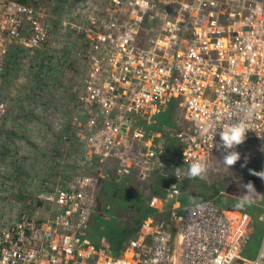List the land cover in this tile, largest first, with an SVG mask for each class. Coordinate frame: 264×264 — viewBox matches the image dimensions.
Returning <instances> with one entry per match:
<instances>
[{
	"label": "built area",
	"instance_id": "2783aa9c",
	"mask_svg": "<svg viewBox=\"0 0 264 264\" xmlns=\"http://www.w3.org/2000/svg\"><path fill=\"white\" fill-rule=\"evenodd\" d=\"M47 16L41 4L0 0V79L9 45L32 52L47 44ZM69 19L75 22L58 30L69 56H51L53 97L26 124L43 162L34 170L33 209L0 218V264H264V227L255 257L242 258L250 215L209 199L183 207L176 184L149 198L155 217L142 220L114 255L83 236L103 176H75L90 172L95 158L142 175L165 167L152 163L142 122L170 101L188 125L177 135L185 161L204 163L218 132L243 119L264 164V0H77ZM11 102L0 96V136ZM26 143H17L16 157L33 166L31 153L21 154ZM258 219L264 223V212Z\"/></svg>",
	"mask_w": 264,
	"mask_h": 264
},
{
	"label": "rangeland",
	"instance_id": "374dc122",
	"mask_svg": "<svg viewBox=\"0 0 264 264\" xmlns=\"http://www.w3.org/2000/svg\"><path fill=\"white\" fill-rule=\"evenodd\" d=\"M76 1L29 0V3L41 4L45 13L48 15V23L52 27V33L47 44L40 50H33L32 52L24 51L25 54L22 56V64L17 75L5 83L3 94L6 96L10 95V98H12L11 103L21 102L24 94L20 93H25L29 89V85L31 84V80L28 78L29 68L37 64L36 52H46L44 54L49 56L57 52L69 56V52L64 51L65 49L62 47L63 39L58 33V30L63 26V23L73 24L75 22L69 19V15L72 8L75 7ZM70 30L67 37L77 46L80 39L79 34L74 29ZM60 83L63 82L60 81ZM65 83H69V80L65 79ZM61 86L59 84V87ZM63 89H66V86ZM151 123H154V127L151 129L148 121L144 123L148 125L146 129L147 136L152 137L159 145L161 144L160 141L163 142V145L161 144L160 147L157 144L155 145L159 151L160 149H164L165 152L162 151V153H166V159L177 158L175 152H173V150L177 151L175 148L178 146L177 135L187 130L188 125L184 122L182 110L176 105V102L173 101L158 117L150 119ZM16 147L7 145L3 137L0 136V155L2 154L3 156H0V218L8 220L14 219L20 210H26L27 213H31L33 209L31 205L32 195L37 191L34 184L37 178L34 168L32 164L30 165L25 161L22 155H20L21 158L17 157V159L18 164L24 167L26 170L25 173L28 176L26 180L23 178L25 181V184H23L25 185L24 191L22 192L20 190L18 181H10L4 173L7 172L4 169L6 166L3 161L5 158L4 154L9 150L15 152ZM171 148L172 151L167 152V149L169 150ZM234 150L240 154V159L229 169L222 165L225 154L224 150L218 148L212 150L204 162L207 169L204 179L186 178L185 172L190 163L185 160H179L177 163H172L171 166L165 159L167 166L155 171L151 174L152 177L147 178H144L137 168H130L132 171L129 172V175H124L125 170H128L130 166L124 165V167H120L116 164L115 160L110 161L109 167H107V175L99 171L100 168L98 165H93L90 172L77 169L75 176L90 173L95 177L97 176L94 175L95 172H100V175L103 176L102 179L100 177L97 178L95 206L90 215L87 228L83 231V236L92 244L106 247L111 252L114 249L115 254L120 255L131 237V234H128L124 226L132 224L135 226L143 213H150L152 211L146 199L150 185L152 183L154 184L156 194H158L165 190L169 184H176L181 191L183 207L207 197L211 200L221 201L225 205L224 207L228 209L237 211L244 210L254 213L255 216L250 225V241L240 253L242 258H254L261 241L264 227V223L258 219L264 212V197L256 198L254 203L247 204L243 208L237 207V204L241 196L246 194L247 190L244 185L248 184V182L253 183L257 193L264 195V179L253 174L264 172L263 156L261 148L247 137ZM23 152L27 153V159L28 155H30L29 150L25 151V149L22 150L21 148V154ZM126 154L125 151H121L120 153L122 157H125ZM29 158L32 160L34 156H29ZM38 164H40L39 168L41 169L43 162L38 161ZM173 164L176 166L180 165V168L182 167L178 178L176 176L177 168ZM138 192L141 194L139 195ZM258 205L261 206L260 215H258Z\"/></svg>",
	"mask_w": 264,
	"mask_h": 264
},
{
	"label": "trees",
	"instance_id": "16d2710c",
	"mask_svg": "<svg viewBox=\"0 0 264 264\" xmlns=\"http://www.w3.org/2000/svg\"><path fill=\"white\" fill-rule=\"evenodd\" d=\"M21 3L24 4H28L29 0H18ZM26 51L23 47H21L20 45L17 44H11L8 46L6 54H5V59H4V71H3V75L0 79V96L4 95L3 94V88L5 83L7 82V80H9L12 77H15L20 69V66L22 64V56L25 54ZM44 53L46 52H36V61L37 64L35 66H31L29 68V76L31 79V84L29 85V89L25 91L24 93V98L21 102H16V103H12L11 104V108H10V113H9V119L12 120V128L8 130V128L4 129V131L2 132V137H4L6 141L7 145H12L13 147L17 145L18 142L20 141H25L28 142V132L29 129L26 127V124L31 121L33 118L36 117L35 114V109L38 107H42L44 106V104L48 101H50V99L53 97V89L56 87V83L57 81L55 80V72H56V68L53 65V58L49 55H45ZM173 101H170L167 106H170L171 103ZM40 104V105H39ZM166 106V107H167ZM165 107V108H166ZM164 108V109H165ZM144 122H142V125L144 126L145 129H147V126L150 125V129L152 127H154V123L150 124V120L148 121V125L144 124ZM147 123V121H146ZM148 139L151 141V145H152V149L156 155V158L152 161V163H156L158 161H162L163 164L165 165V167L167 166V162L168 161L169 165L172 166V163H177V161L181 160L184 161L181 152H180V147H181V141L180 139L177 137V142H178V146H176L175 148L177 149V151L175 152V155L177 158H170V159H166V153H162L165 152L164 149H160V151L158 150V147L161 146V144L163 145V142L160 141V145L159 143H156V141H154L152 139V137L150 138L148 136ZM165 143V142H164ZM159 145L158 147H156V145ZM17 148V147H16ZM166 148V147H164ZM166 150V149H165ZM16 151V149H15ZM171 149H167V152H171ZM1 157L2 154L0 155ZM16 152H11L10 150L8 152H6L4 154V159L3 161L5 162L6 166H5V170L7 172H4L6 174V177H8L7 179H10V181H18L19 185H20V190L23 192L25 189V181L23 180V178H25V180L27 179V173L26 170L24 169V167L20 164H18V159L16 157ZM166 159V160H165ZM94 165H98L101 172H104L105 175L108 174V168L110 162L107 161H103L99 158H95L93 160ZM117 164V163H116ZM118 165V164H117ZM175 165V164H173ZM176 166V165H175ZM121 167V166H120ZM130 168H134L133 166H130L128 170H125V174L124 175H129V172L132 171L130 170ZM176 168H180V165H177ZM159 170V168L154 167L151 168L144 176V178L147 177H152V173H154L155 171ZM182 170V169H181ZM94 175H97V172H95ZM23 180V181H21ZM22 182V183H20ZM138 194L140 195L141 193L138 192ZM152 195H157L160 196L162 194H156L155 191V187L151 184L150 185V189L148 191V193L146 194V199L148 201L149 204V198ZM205 199H209L207 197H205ZM211 200V199H209ZM213 201L215 204H217L218 206L222 207V208H226L224 207L225 205L219 201V200H211ZM182 206H183V201L181 200ZM150 206V205H149ZM260 205L257 206L258 212L260 215L261 213V209H260ZM151 208V207H150ZM152 209V208H151ZM228 209V208H226ZM250 215L251 217V222L254 219V213L249 212V211H244ZM155 215L153 213V210L150 213H143L141 218L137 221V223L135 224V226L129 225V226H124L125 229L128 231V234H131L132 238L138 228V226L140 225V223L142 222V220L146 219V218H154ZM129 238V239H130ZM115 250H112V254L116 255Z\"/></svg>",
	"mask_w": 264,
	"mask_h": 264
},
{
	"label": "clouds",
	"instance_id": "9594fccd",
	"mask_svg": "<svg viewBox=\"0 0 264 264\" xmlns=\"http://www.w3.org/2000/svg\"><path fill=\"white\" fill-rule=\"evenodd\" d=\"M205 133L209 132V128L203 129ZM248 132V126L245 120L241 119L236 121L235 123L228 124L224 126L219 132L220 136V143L216 145L218 149L224 150V156H223V163L226 168H230L233 166L239 159L240 154L235 151V147L237 145H240L244 142L246 133ZM182 168V167H181ZM181 168L176 169V176L178 178L179 173L181 172ZM206 165L203 162L195 161L192 162L189 166L187 171L185 172V176L188 179H204L205 173H206ZM255 175H258L261 179H264V172L260 173H253ZM172 187H175L173 185ZM247 192L245 195L241 196V199L239 200L237 207L243 208L247 204H251L255 202L256 198L264 197V195H261L256 192L255 187L252 182H248V184L244 185Z\"/></svg>",
	"mask_w": 264,
	"mask_h": 264
},
{
	"label": "crops",
	"instance_id": "0c3cea01",
	"mask_svg": "<svg viewBox=\"0 0 264 264\" xmlns=\"http://www.w3.org/2000/svg\"><path fill=\"white\" fill-rule=\"evenodd\" d=\"M81 37V36H80ZM82 38V37H81ZM28 78H30V76L28 77ZM31 80V79H30ZM30 82H32V81H30ZM19 92V91H18ZM20 93V92H19ZM18 94V93H17ZM20 94H24V93H20ZM12 120H10V119H7V121H6V123H5V129L6 128H8V129H11V127L13 126L12 125V122H11ZM35 133V131H30L29 130V132H28V139H27V141H28V143H26V145H27V150H29V152L31 153V156H34V159H33V168H34V170L36 169V168H38L39 166H40V164H38V161H41L40 160V158H41V155L38 153V152H40L41 150L40 149H38L37 147H36V144L34 143H32V139L31 138H33V135H35L34 134ZM36 136V135H35ZM3 139H4V141L5 140H7V139H5L4 137H3ZM38 149V150H37ZM41 153V152H40ZM35 186H36V189L38 188L37 186H38V181H37V178H36V181H35ZM152 185L154 186V184L152 183ZM164 191L165 190H163V191H161L159 194H163L164 193Z\"/></svg>",
	"mask_w": 264,
	"mask_h": 264
}]
</instances>
